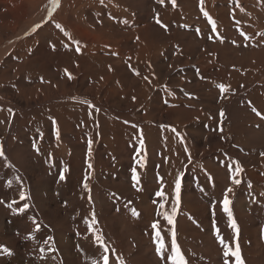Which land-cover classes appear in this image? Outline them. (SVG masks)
I'll return each instance as SVG.
<instances>
[{
	"label": "rangeland",
	"instance_id": "rangeland-1",
	"mask_svg": "<svg viewBox=\"0 0 264 264\" xmlns=\"http://www.w3.org/2000/svg\"><path fill=\"white\" fill-rule=\"evenodd\" d=\"M0 40V264H104L105 255L108 264H170L173 232L184 264H225L215 229L232 251L238 244L243 264H255V251L264 260V69L248 70L264 48V0H0ZM69 48L84 56L71 74L57 66ZM41 53L49 55L46 75L33 67ZM65 97L72 130L47 140L52 127L42 133L29 107ZM97 107L110 113L101 115L109 127L122 117L118 128L132 142L119 156L98 131L89 139L86 114ZM148 125L161 130L150 135ZM172 134L182 152L165 150ZM174 153L183 155L172 170L165 163ZM52 168L58 173L46 188ZM229 188L237 231L221 205ZM171 206L169 224L158 212Z\"/></svg>",
	"mask_w": 264,
	"mask_h": 264
},
{
	"label": "bare ground",
	"instance_id": "bare-ground-1",
	"mask_svg": "<svg viewBox=\"0 0 264 264\" xmlns=\"http://www.w3.org/2000/svg\"><path fill=\"white\" fill-rule=\"evenodd\" d=\"M60 11H61V8H60ZM59 11V12H60ZM60 13H62V12H60ZM59 17V15L57 14L56 16H55V18L52 20V21H54V20H56L57 18ZM30 24H28L27 25V27L29 26ZM68 25V24H67ZM212 25V24H211ZM70 26V25H69ZM48 27V26H47ZM46 26H43L41 29H40V31H38V33H36V34H39L41 31H43L45 28H47ZM60 31V30H59ZM62 31L64 32L65 30L62 28ZM213 31V30H212ZM67 32V31H66ZM17 33V32H16ZM57 33V32H56ZM16 36H18V34H15V35H13L12 37H16ZM12 37H10L11 39H12ZM10 38L9 39H7V41H5V43L4 44H9V42H10ZM82 39V38H81ZM80 39V40H81ZM89 39V38H88ZM14 40V39H13ZM55 40V39H54ZM79 39H78V43H76L75 45L77 46V47H83L85 44L84 43H86V42H84L83 40L82 41H80ZM1 41V40H0ZM87 41V40H86ZM77 42V41H76ZM51 43H53V41H51ZM2 44H3V42H2ZM20 45H21V43L20 42H17L15 45H13V43H11L9 46H15V47H17V46H19L20 47ZM89 46H90V44H89ZM7 47V46H6ZM85 47H86V45H85ZM84 47V48H85ZM95 47H96V45H95ZM99 47V46H98ZM93 48V47H92ZM2 49L3 48H1L0 49V51L2 52ZM76 49V48H75ZM94 49V48H93ZM100 49V48H99ZM4 50V49H3ZM85 50V49H84ZM95 53V52H94ZM252 55V54H251ZM116 56V55H115ZM64 57H66V59L62 62V63H58L57 64V66L59 67V69L60 70H64L65 72H69L70 74H71V71H74L77 67H79L78 65L80 64L81 65V62L82 61H84L83 60V58H84V56H83V53H79V52H74V50L72 49V48H69V49H66L65 50V56ZM49 58V55L47 54V53H41L40 54V56L38 57V59H36L34 62H33V67L34 68H37L38 69V71L39 72H41L43 75H46V70H45V67H44V64H45V62H44V64H43V61L44 60H47ZM252 66H250V69H249V67H248V70H250V74H251V76H253L257 71H261V70H263L264 69V48H261L258 52H254L253 53V55H252ZM249 60V64H250V59H248ZM81 61V62H80ZM79 63V64H78ZM48 65V64H47ZM244 66V65H243ZM48 67V66H47ZM115 67V66H114ZM22 67L20 66V69H21ZM110 68V67H109ZM47 69V68H46ZM238 69V68H237ZM247 70V71H248ZM234 71V70H233ZM253 71V72H252ZM111 74V73H110ZM258 74V73H257ZM69 75V74H68ZM110 76V75H109ZM226 76V75H225ZM225 76H223V77H225ZM108 77V76H107ZM233 77V76H232ZM231 77V78H232ZM50 78H53V77H50ZM110 78V77H109ZM26 79H27V81H28V83H31L32 81H34L35 80V77L32 75V74H27L26 75ZM230 79V78H229ZM219 80V79H218ZM47 81H49V82H47L46 84H48L49 85V83L51 84L52 82L50 81V79H48ZM57 81V80H56ZM221 81V80H220ZM224 82V81H223ZM226 82V81H225ZM229 82V81H228ZM26 83V82H25ZM21 84V83H20ZM64 84V83H63ZM106 84H108V83H106ZM24 85V84H23ZM45 85V84H44ZM53 85L54 86H56V84H54L53 83ZM90 84H88V86H89ZM100 85V84H99ZM25 86V85H24ZM50 86H52V85H50ZM46 87H49V86H46ZM25 88V87H24ZM7 91V90H6ZM43 91V90H42ZM41 91V92H42ZM111 91V90H110ZM29 94H28V96H26L27 98H31V97H33V96H35V94H34V91H33V89L32 88H30L29 89V92H28ZM225 95H227V94H225ZM232 96V95H231ZM47 97H50V96H48L47 95ZM62 96H60V98H61ZM224 98V97H223ZM40 99V98H39ZM84 99V98H83ZM44 100V99H43ZM59 100H62V102H59V101H54L53 99H49L48 98V101L45 103V104H41L39 107H37V108H32V107H29L31 110H29V114L30 115H37V116H39L40 118H38V120L43 124V128H42V133H44V134H47L48 133V131H46V129H48V127L49 126H51L52 128H51V131H49V134L46 136V135H44V138L45 139H49L48 137H50V136H52L53 138H55V140L56 139H59L60 138V135L62 134V133H68V132H70L71 130H72V124H71V121L73 120H71V117H73V115L72 114H69L68 113V111L65 109L66 107V103H68V97H65V98H62V99H59ZM71 100V99H70ZM77 101V100H76ZM238 101V100H237ZM42 102H44V101H42ZM87 102H88V100H87ZM79 103H80V101H79ZM78 103V104H79ZM84 104V103H83ZM250 104V103H249ZM4 105V104H3ZM78 106V105H77ZM82 106V105H81ZM6 107V106H5ZM74 107H76V106H74ZM80 107V106H79ZM92 108H93V106H91ZM1 108V107H0ZM78 108V107H77ZM237 108V107H236ZM81 109H83V108H81ZM80 108H79V111L81 110ZM94 109V108H93ZM6 110V109H5ZM90 110H92L91 108H90ZM89 110V111H90ZM184 110V112L185 111H187L186 109H183ZM229 110V109H228ZM77 112V111H76ZM95 113V111H92V112H86L87 114H86V117L88 118H90V123H89V125H88V123L86 124L85 123V128H86V126H87V128H86V131L88 130V132H89V139L90 140H92V138L94 137V135H95V133H96V131H98V133L103 137V139H101V141H103V148H106V149H108L109 151H113L112 153H116L117 154V156H119L120 155V153L122 152V149L123 148H125L126 147V144H129V143H131L132 141L129 139V137L127 136V132L126 131H121V129L122 128H124V127H122L120 130H119V128H118V126L120 125V127L121 126H123V124H121L122 123V117H120V116H114V121L115 122H117V121H119V124H117V125H112V127H109L110 125H111V123H106V120H101V119H105V118H103V117H101V115L102 114H104V115H107V113L108 112H105V109H101V108H99V107H97V110H96V112H97V114H96V116H94V115H92V113ZM3 113V112H2ZM7 113V112H6ZM82 113V112H81ZM79 114L80 115V117L82 116V114ZM85 113V112H84ZM91 113V114H90ZM187 113L188 112H186V115H187ZM193 113V112H192ZM78 114V113H77ZM108 114H110V113H108ZM126 114V113H125ZM241 114V113H240ZM118 115V114H117ZM84 117H85V115H83ZM82 116V117H83ZM94 116V117H93ZM231 116H233V115H231ZM245 116H246V114H241L240 115V118L239 119H242L241 121L242 122H245V120H244V118H245ZM263 116V115H262ZM79 117V116H78ZM85 117V118H86ZM109 117V116H108ZM129 117H131V116H128L127 118H129ZM235 117V116H234ZM237 117V116H236ZM239 117V116H238ZM87 118H86V120H87ZM121 118V119H120ZM125 118H126V116H125ZM110 119V118H109ZM82 120H83V118H82ZM112 120V119H111ZM127 120H129V119H127ZM234 120V122L232 121V125L234 126V127H238V123L240 122L238 119H233ZM238 120V121H237ZM75 121V120H74ZM113 121V122H114ZM120 121H121V123H120ZM148 121V120H147ZM85 122V121H84ZM87 122V121H86ZM129 122V121H128ZM178 123V122H177ZM241 123V122H240ZM127 124V123H126ZM129 124V123H128ZM134 124V123H133ZM132 124V125H133ZM74 125H76V124H74ZM130 125V124H129ZM161 125V124H160ZM241 125H242V123H241ZM83 126V125H82ZM125 126V125H124ZM134 127H135V125H133ZM139 126V125H138ZM141 126H142V124H141ZM152 126V125H151ZM145 127V126H144ZM143 127V128H144ZM241 127V126H240ZM150 128H152V127H150V125H148L147 126V130H149ZM156 128V127H155ZM83 129V128H82ZM127 129H128V126H127ZM141 129V128H140ZM145 129V128H144ZM241 129H243V128H241ZM142 130V129H141ZM161 130V128H157V129H155V130H153V128H152V131H153V133H152V131L150 130V132H149V134L150 135H157L158 134V132ZM178 130V129H177ZM93 131H95L94 132V134L93 133H91V132H93ZM83 133V132H82ZM145 133V132H144ZM148 134V133H147ZM87 135V136H88ZM168 135V134H167ZM176 135V134H175ZM147 136V135H146ZM178 136V135H177ZM177 136L176 137H173V134H172V139L170 138V140L169 139H167L165 142H164V145H165V150L166 149H169V150H172L173 152L174 151H179V152H182V151H180L179 149L180 148H185L184 147V143H181L180 144V140L177 138ZM119 137V138H118ZM148 137V136H147ZM95 138V137H94ZM150 138V137H149ZM151 138L153 139V137L151 136ZM80 139H81V136H80ZM152 139H150V141L152 140ZM98 140V139H97ZM240 141V140H239ZM47 143V142H46ZM98 143V142H97ZM135 143V142H134ZM155 143H157V142H155ZM136 144V143H135ZM145 144V143H144ZM80 145V144H79ZM132 146H133V144H131ZM159 145V144H158ZM131 146V147H132ZM155 146V145H154ZM182 146V147H181ZM89 147H90V152L91 153H93L94 151L96 152V148H95V143L92 141H90V144H89ZM130 147V148H131ZM111 148H114V149H111ZM129 148V149H130ZM127 149V148H126ZM133 149V148H132ZM51 150V149H50ZM107 151V150H106ZM145 151V150H144ZM148 151H149V149H148ZM169 152V151H168ZM111 153V152H110ZM111 153V154H112ZM145 153H147V152H145ZM170 153V152H169ZM230 153V152H229ZM97 154H99V152L97 153L96 152V160L95 161H97V163L99 164V162H100V154L99 155H97ZM110 154V155H111ZM163 154V153H162ZM140 155V154H139ZM164 155V154H163ZM174 155V158H175V160L176 161H174V160H169L168 159V161L166 160V162L167 163H165V165H166V167H171L172 168V170L173 169H178L179 168V165L182 163V160H180L179 158L181 157V155H183L182 153H174L173 154ZM145 156V155H144ZM225 156V155H224ZM183 157V156H182ZM196 157V156H195ZM226 157V156H225ZM167 158V157H166ZM137 159V158H136ZM146 159V158H145ZM195 159V158H194ZM50 160V159H49ZM86 160V159H85ZM138 160V159H137ZM180 160V161H179ZM141 161V160H140ZM143 161V160H142ZM174 161V162H173ZM68 162V161H67ZM76 162V161H75ZM161 162V161H160ZM54 163V162H53ZM63 163H64V161H63ZM66 163V162H65ZM73 163V162H72ZM139 163V162H138ZM55 164V163H54ZM94 164H95V162H94ZM142 164V163H141ZM145 164V163H144ZM147 164V163H146ZM195 164V163H194ZM57 165V164H56ZM102 165V164H101ZM164 165V166H165ZM196 165V164H195ZM76 166V165H75ZM79 166H80V164H79ZM78 167V166H77ZM75 168V167H74ZM80 168H82V167H80ZM84 169V168H83ZM82 169V170H83ZM78 170V169H77ZM57 171V169H55V168H52V169H49L48 171H47V175H46V178L48 179L47 181H46V188L48 187L47 186V183H48V181L49 180H51L54 176H55V172ZM81 171V170H80ZM90 172V171H89ZM57 173H58V171H57ZM171 174H172V172H171ZM177 174V173H176ZM83 175V174H82ZM167 175V174H166ZM175 176V175H174ZM80 176H78V178H79ZM169 178V177H168ZM89 179V178H88ZM170 179V178H169ZM43 180V179H42ZM81 180H84V178H83V176H81ZM87 181V180H86ZM127 181V180H126ZM176 181V180H175ZM83 182H85V181H83ZM88 182V181H87ZM51 183V182H50ZM172 183V182H171ZM161 184V183H160ZM157 186V185H156ZM160 186V185H159ZM121 187V186H120ZM158 187V186H157ZM161 187V186H160ZM50 189H51V187H50ZM55 189V188H54ZM127 189V188H126ZM157 189V188H156ZM161 189V188H160ZM41 190V189H40ZM121 190V189H120ZM163 190V189H162ZM165 190H167V189H165ZM39 192V191H38ZM47 192V191H46ZM50 192V191H49ZM84 192V191H83ZM129 192H131L130 190H129ZM128 192V193H129ZM48 193V192H47ZM39 194V193H38ZM56 194V193H55ZM172 194V193H171ZM145 195V194H144ZM170 196V195H169ZM126 197V196H125ZM121 198V197H120ZM123 198V197H122ZM119 199V198H118ZM126 199V198H125ZM172 199V198H171ZM162 201V200H161ZM164 202V201H163ZM171 202V201H170ZM52 203H53V201H52ZM68 203V202H67ZM80 203V202H79ZM82 203V202H81ZM129 203H130V201H129ZM146 203V202H145ZM141 204V203H140ZM168 204V203H167ZM222 205V204H221ZM38 206V205H37ZM84 206V205H83ZM85 207V206H84ZM82 208V207H81ZM172 208H173V206H171L170 208H169V211H170V213H171V211H172ZM221 208V207H220ZM101 211V210H100ZM104 211V210H103ZM106 212V211H105ZM102 213V212H101ZM169 213V214H170ZM98 215H100L99 214V212H98ZM105 215V214H104ZM186 217V216H185ZM15 224V223H14ZM12 226V225H11ZM10 230V229H9ZM11 231V230H10ZM168 231V230H167ZM176 231V230H175ZM172 233V232H171ZM182 235V234H181ZM184 235V234H183ZM214 235L215 234H212V236L214 237ZM226 235V234H225ZM227 236V235H226ZM183 237V236H182ZM172 239L173 238H171V240H170V243L169 244H172ZM219 242V241H218ZM176 243H177V241H176ZM191 244V243H190ZM220 245V244H219ZM189 252V251H188ZM255 252H257L258 253V251H255ZM248 253V252H247ZM256 253V256L254 257V259H255V264H264V260H263V258H262V256L258 253L257 254ZM188 254V253H187ZM250 255V254H249ZM50 256V255H49ZM170 256H171V254H170ZM188 256H190L189 254H188ZM232 257V256H231ZM50 258H52V257H50ZM194 258V257H193ZM165 259V258H164ZM164 259H161L160 261L162 262ZM200 259V258H199ZM226 259H228L229 260V257L228 258H226ZM47 260V259H46ZM246 260V259H245ZM185 262H187V261H185ZM184 262V263H185ZM254 262V261H253ZM50 263V262H49ZM163 263V262H162ZM173 263V261H172V259H171V262H170V264H172ZM233 264V263H232Z\"/></svg>",
	"mask_w": 264,
	"mask_h": 264
},
{
	"label": "snow or ice",
	"instance_id": "snow-or-ice-1",
	"mask_svg": "<svg viewBox=\"0 0 264 264\" xmlns=\"http://www.w3.org/2000/svg\"><path fill=\"white\" fill-rule=\"evenodd\" d=\"M158 2L163 3V0H158ZM50 3L53 6H57L58 5V0H50ZM205 15H207V13H205ZM157 23H160V21L157 20ZM35 27H39V25H37ZM57 27L59 28L60 26L57 25ZM34 30H35V28L33 29V31ZM65 34L68 35L67 33H65ZM77 50H79V48H77ZM218 87L220 88L221 91L225 90V86L223 84L218 85ZM253 112H255V114L257 116H261V113L258 112L255 108H253ZM221 115H223V113H221ZM262 118H264V117H262ZM0 156H3V151L2 150H0ZM89 167H91V165H89ZM235 171L238 174L241 171V169L239 167H237ZM63 178H64L63 175H61V179H63ZM86 179H87V177H86ZM132 179H133L134 182L138 181V177H137V174H136L135 170H133ZM233 183L239 184L240 181L236 180V179H233ZM84 187H85V189H87V187H88L87 183L84 184ZM179 189H180V181H179V179H177V181H176V191L179 192ZM229 192H231L230 188L225 191L224 199L222 201V210L228 217L229 226L233 229V231H237V225H236V223L234 221V218L232 216V213H231L230 207H229V205L231 203L230 200L228 199V193ZM156 195L162 197L163 193L158 191L156 193ZM20 197H21V199H25V195H24L23 192L20 193ZM0 203H2V201H0ZM27 207H28V205L25 204L24 208L26 209ZM163 208H164V205H163V203H161L160 204V209H163ZM21 210H23V209H21ZM132 214L135 216L138 213L135 210H133ZM158 214L161 215L163 217V219H165L169 224H172L173 223V218L176 215V207L172 208L171 214H169L167 212H163V211L158 212ZM92 223L94 224L95 220H93ZM156 227H157V224L153 223L152 224V228L155 229ZM91 228H92V224H89V229L91 230ZM214 229H215V225H214ZM215 234H216V238L219 240V243L223 247V250H224L223 251V255H224V257H226V258H228L229 256L235 257L236 264H243L238 244H237L235 250L232 251L229 248V245L227 243H225L224 239L219 235V230L218 229H215ZM172 236H173V239H172V256L170 257V259H172L173 264H184L183 257L181 255V253L179 251V248H178V245L176 243L175 233L174 232L172 233ZM95 238H96L97 241L101 242V247H103L102 238L100 236H96ZM155 240L157 242L156 251L159 254L162 251V249H163V243L161 242L162 238H161L159 232H156ZM106 251H107V249H105V252ZM103 261H104V264H108L107 255H105L103 257ZM225 264H228L227 259L225 260Z\"/></svg>",
	"mask_w": 264,
	"mask_h": 264
}]
</instances>
